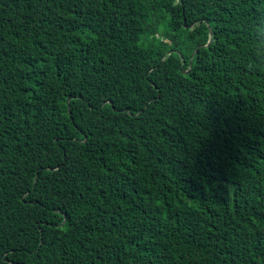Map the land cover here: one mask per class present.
I'll return each mask as SVG.
<instances>
[{"label":"trees","instance_id":"1","mask_svg":"<svg viewBox=\"0 0 264 264\" xmlns=\"http://www.w3.org/2000/svg\"><path fill=\"white\" fill-rule=\"evenodd\" d=\"M260 18L0 0V264H264Z\"/></svg>","mask_w":264,"mask_h":264},{"label":"clouds","instance_id":"2","mask_svg":"<svg viewBox=\"0 0 264 264\" xmlns=\"http://www.w3.org/2000/svg\"><path fill=\"white\" fill-rule=\"evenodd\" d=\"M250 38L252 44L253 55L260 60H264V56L257 54V47L264 48V41H261L258 38L264 37V18L257 19L251 26L250 29Z\"/></svg>","mask_w":264,"mask_h":264},{"label":"water","instance_id":"3","mask_svg":"<svg viewBox=\"0 0 264 264\" xmlns=\"http://www.w3.org/2000/svg\"><path fill=\"white\" fill-rule=\"evenodd\" d=\"M189 72V69L187 71L184 72V74L188 73Z\"/></svg>","mask_w":264,"mask_h":264}]
</instances>
